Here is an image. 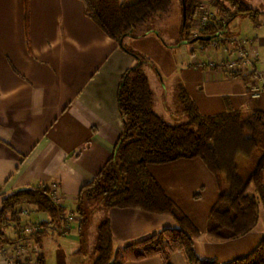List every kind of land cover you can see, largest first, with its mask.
<instances>
[{"label": "crops", "instance_id": "0c3cea01", "mask_svg": "<svg viewBox=\"0 0 264 264\" xmlns=\"http://www.w3.org/2000/svg\"><path fill=\"white\" fill-rule=\"evenodd\" d=\"M252 40L258 49L257 40ZM128 47L160 62L159 76L154 70L150 75L145 71L155 112L167 123L166 118L172 119L175 112L170 105L172 98L179 101L177 82L203 115H219L229 109L264 112V91L259 97L250 94L251 86L258 83L255 75L247 80L201 68L199 62L206 56L196 58L193 50L191 58L185 59V49L172 57L161 40L147 30H135L121 41L111 39L85 15L80 0H0V196L39 185L52 186L57 203L65 207L67 215L74 212L75 222L69 229H63V224L57 228L51 224L49 229L75 238L74 264H85L80 256L85 243L81 245V218L75 211L77 196L112 157L123 132L118 88L124 74L137 65L123 49ZM256 68L264 74V56ZM149 170L200 230L195 251L201 258L227 263L250 254L261 242L262 219L250 233L237 239L223 241L207 233L211 209L227 186L222 189L202 160L149 165ZM104 211L116 252L178 225L168 214L119 208ZM38 218L49 223L44 213L33 214L28 220ZM14 230L12 226L6 234L16 241L20 235ZM41 252L47 262L43 246ZM29 253L34 254V248L30 247ZM33 257L35 260L37 255ZM125 264L165 262L157 256ZM170 264L188 262L176 253Z\"/></svg>", "mask_w": 264, "mask_h": 264}, {"label": "trees", "instance_id": "16d2710c", "mask_svg": "<svg viewBox=\"0 0 264 264\" xmlns=\"http://www.w3.org/2000/svg\"><path fill=\"white\" fill-rule=\"evenodd\" d=\"M80 1L84 4L85 15L116 41L129 36L150 19L167 14L172 6V0ZM184 1L186 23L182 20L180 40L175 45L195 38L190 37V32L202 0ZM180 4L183 13V0ZM213 6L225 14L234 9L232 21L242 15L257 22L260 15L245 0H218ZM215 31L209 25L202 32L212 34ZM126 51L137 60V65L124 74L118 88L123 132L112 157L77 196L75 211L81 218V245L85 243V228L97 208L140 209L171 215L178 225L115 253L110 221L106 219L98 226L94 264H125L157 256L165 264H170L171 256L176 253L183 254L188 264H264V237L250 254L230 262L201 258L195 251V239L201 236L200 230L149 170V165L181 159L202 160L217 180L229 186L211 209L207 233L223 241L247 235L261 219L264 222V112L229 109L219 115L206 116L199 112L187 90L179 85L178 98L188 121L171 125L154 109V94L145 71V65L150 61ZM233 76L248 80L253 74ZM54 194L52 186L39 185L0 196V242L3 244L15 241L6 231L13 224L19 227L25 206L49 216V223L40 222L39 231L29 237L40 249L36 264H46L41 249L44 237L49 234V226H61L67 216L65 207L55 201ZM28 223L33 222L28 220ZM14 233L19 235L20 230H14Z\"/></svg>", "mask_w": 264, "mask_h": 264}, {"label": "rangeland", "instance_id": "374dc122", "mask_svg": "<svg viewBox=\"0 0 264 264\" xmlns=\"http://www.w3.org/2000/svg\"><path fill=\"white\" fill-rule=\"evenodd\" d=\"M217 1L218 0H202L201 6L199 8V12L194 22L192 23L190 37L191 38L192 37L196 38L197 36L212 37L217 32V29H219L218 27L221 26V23L224 22L225 20L229 22L230 30L232 31L234 30V32L237 34L240 33L239 36L246 37L248 39H256L258 43V50L260 51V55L264 56V0H245L246 2L250 3L255 10L260 12L257 22H255L250 17L242 16V15H238L232 21V18L235 14L234 9L231 8L230 9L231 11L228 12V14L222 13L218 11L216 7L213 6L214 3ZM225 6L228 5L225 4ZM205 12H208V23L206 25H202L201 20ZM182 20H183V13L181 11L180 0H172V6L167 14L160 15L150 19L147 23L138 27L136 30L137 32H139L140 30H147L148 34H153L154 36L158 37L161 40L163 46L166 47V51L169 52L172 55V57L176 58V55L178 53L181 54L180 53L181 49H185L186 52L184 56L185 59L191 58L192 55L190 53V50H193L195 51L194 55L196 56V58H203L205 55L207 60L206 49L207 47H209V43L211 40L208 42L198 41L194 43L192 41H183V43L179 45H175L176 42L180 40V28L182 25ZM209 25L213 26V28H215L216 31L213 32L212 34H208V33L204 34L202 31L205 28H207ZM126 50L134 54H137L139 56H144V58H147V60L150 61V63H146L145 65V70L148 72V75H150L149 72L150 70H154L156 75L159 76L160 62L159 63L154 62V60L151 57L150 59L149 56L148 57L145 56V54H142L141 52L135 50L132 47L131 48L128 47V49L125 48V51ZM137 55L134 56L137 57ZM156 59L157 61H159L158 58ZM201 62L202 61L199 62V65L201 64ZM176 85H181V84L177 82ZM170 97L171 96H169L168 98ZM179 104H180L179 101L176 102L172 98L170 105L172 108H174L173 111L175 110V112L173 114L172 119L166 118L169 124L171 125H180L188 121V119L186 120V114L184 113L183 106ZM221 187L223 189V184L221 185ZM228 188L229 186L227 185L226 191H228ZM100 208L101 207L97 208V211H95V213L91 216L90 221L85 228L86 229L84 235L85 246H84V251L81 253L82 255H80L81 259L84 260L85 264H94L96 258L95 249L97 245V235H98L97 229L98 226L101 224V222L104 221V212H105L104 211L105 208L102 209ZM33 214H37V212L35 211L34 213L32 211L31 213H29V216L23 218L22 222L28 221L30 216H32ZM72 214L73 216H75L74 212ZM36 222L40 223L41 220H39L38 218ZM74 222H75V217L73 218L72 221H67V217H66L65 221L62 223L64 226L63 229H67ZM55 228H57V226H55ZM74 234L76 233L73 232V236ZM43 243H44L43 251L46 254H48V259L46 264H74L75 259L72 256V253H73V249L76 248L77 245L74 237H70L68 235L67 236L59 235L58 232L51 229L49 231V234H47L44 237ZM62 252L66 255V258L63 256Z\"/></svg>", "mask_w": 264, "mask_h": 264}, {"label": "built area", "instance_id": "2783aa9c", "mask_svg": "<svg viewBox=\"0 0 264 264\" xmlns=\"http://www.w3.org/2000/svg\"><path fill=\"white\" fill-rule=\"evenodd\" d=\"M204 16L201 20L202 25L208 23V12H205ZM229 27V22L225 20L221 23V27H218L219 29L212 36L209 47L206 49L207 60L202 61L200 67L219 70L229 75H255L258 83L251 86L250 94L253 97H259L264 91V74L258 72L256 68L260 61V53L254 40L239 36ZM54 199L57 202L55 194ZM24 211V217H27L32 211L35 212V209L25 206ZM73 218V214H70L67 216V221H72ZM13 227L15 230H20V239L7 245L0 242V264H36L33 255H37L38 248L29 237L39 231V223L35 221L29 224L28 221H21L19 227L15 224ZM30 247L34 248V254L29 253Z\"/></svg>", "mask_w": 264, "mask_h": 264}, {"label": "water", "instance_id": "95a60500", "mask_svg": "<svg viewBox=\"0 0 264 264\" xmlns=\"http://www.w3.org/2000/svg\"><path fill=\"white\" fill-rule=\"evenodd\" d=\"M183 22L186 23V3L183 0ZM211 36H197L192 40V42H198V41H203V42H208L211 40Z\"/></svg>", "mask_w": 264, "mask_h": 264}]
</instances>
